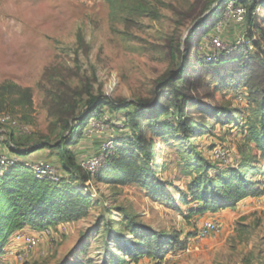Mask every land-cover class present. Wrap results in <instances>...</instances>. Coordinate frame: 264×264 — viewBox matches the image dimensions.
I'll return each instance as SVG.
<instances>
[{
	"label": "rangeland",
	"instance_id": "obj_1",
	"mask_svg": "<svg viewBox=\"0 0 264 264\" xmlns=\"http://www.w3.org/2000/svg\"><path fill=\"white\" fill-rule=\"evenodd\" d=\"M217 1L0 0V85L29 88L33 97L30 108L11 104L0 113L18 123L0 125L2 141L62 146L48 150L47 162L90 199L87 217L51 228L42 245L10 264H264V157L247 138L263 121L264 7L243 23L229 19L219 33L225 4L211 15ZM241 33L252 50L234 47ZM215 34L227 51L211 44ZM212 53L218 63L206 61ZM90 97L102 103L99 116L77 128ZM168 117L176 135L155 136ZM108 142L116 154L131 143L144 149L151 188L110 182L111 161L93 176L81 167ZM218 149L229 150L227 162L217 160ZM202 167L211 178L247 174L257 195L206 212L190 188ZM212 218L221 232L192 249ZM143 240L155 257L136 256Z\"/></svg>",
	"mask_w": 264,
	"mask_h": 264
},
{
	"label": "trees",
	"instance_id": "obj_2",
	"mask_svg": "<svg viewBox=\"0 0 264 264\" xmlns=\"http://www.w3.org/2000/svg\"><path fill=\"white\" fill-rule=\"evenodd\" d=\"M108 1L113 4L116 0ZM230 1L246 9L245 18L255 16L254 13L259 6L264 7V0H218L217 3L219 4L211 15L218 13L222 3L226 5ZM11 104L30 108L33 104L31 90L14 84L0 85V113ZM89 105L85 111L87 114L84 115L83 113L75 119L77 128L86 124L90 118L99 116L98 110L102 106L99 99L90 97ZM176 108L178 111L183 109L179 105ZM260 109L263 111L261 126H252L250 136L247 138L257 146L261 156L264 157V100L260 103ZM93 114L94 116H92ZM164 115L166 113H159L157 118L160 119ZM171 118L168 117L166 127L155 131V136L168 138L176 135L175 125L169 121ZM76 127H71V135L74 134ZM15 146L31 150L62 147L58 144L52 145L49 141L35 139L22 140ZM143 150L136 143H131L127 148L119 149L116 154L117 157L115 156L111 160L112 163L109 161L111 164L107 168V171L112 173L110 182L121 186L136 185L140 188H151L155 181L147 160L143 159L141 155ZM145 155L147 159H150V153ZM205 162L204 159H200L199 164L203 165ZM202 168L206 173L197 175L190 188L193 190L194 202L203 204L206 212L218 213L227 208H234L257 195L254 183L249 181L247 174L243 172H224L211 178L207 168ZM68 174L73 182H77L73 169H70ZM74 188V183L70 180L59 183L39 180L28 169L20 165L0 170V256L4 254V249L12 236L19 231L26 228L40 231L87 217L90 199ZM155 245L158 246L159 244ZM143 246H146L145 249ZM150 246L144 240L140 241L138 247L142 249L136 253V256L155 257L158 250L153 252ZM125 262L121 260L122 264Z\"/></svg>",
	"mask_w": 264,
	"mask_h": 264
},
{
	"label": "built area",
	"instance_id": "obj_3",
	"mask_svg": "<svg viewBox=\"0 0 264 264\" xmlns=\"http://www.w3.org/2000/svg\"><path fill=\"white\" fill-rule=\"evenodd\" d=\"M246 16V9L237 6L233 1L228 2L225 5V15L223 19L217 24V32L221 33L226 27L229 19L233 18L238 23H243ZM211 39V44L219 51H227L230 46L226 44L222 38L215 34ZM254 42L247 38L246 33H241L236 39L234 47L241 49L252 50ZM221 55L212 53L207 56V62H218L221 60ZM0 125H11L18 127L17 121L13 120L10 116L0 115ZM116 156V148L113 142H108L103 145L98 154L81 163V167L84 168L91 176L96 175L99 171L114 157ZM215 156L220 162H227L230 157V152L227 149H218L215 151ZM22 166L28 169L34 177L39 180H47L55 183L61 181L58 170L47 161H26L21 158H10L8 155L0 153V170H6L15 166ZM264 203V197L262 198ZM260 201V202H261ZM261 203V205H262ZM222 230V223L218 219H208L201 223L195 236H193L192 249L199 250L200 243L204 240L212 239L216 237ZM52 229L47 228L35 233H27L19 231L15 233L4 249L6 257L14 258L15 260H24L30 253L38 248L45 239L52 236ZM177 258V257H176ZM0 264H10L9 261H4Z\"/></svg>",
	"mask_w": 264,
	"mask_h": 264
},
{
	"label": "crops",
	"instance_id": "obj_4",
	"mask_svg": "<svg viewBox=\"0 0 264 264\" xmlns=\"http://www.w3.org/2000/svg\"><path fill=\"white\" fill-rule=\"evenodd\" d=\"M2 138L3 137H1L0 135V153L8 155L10 158H21L26 161H47L46 159L51 156V153H48L49 148L38 149V150H31L23 147L17 148L15 144L12 143V140H10L8 145H5L2 141ZM65 227H66L65 224L61 225V228H65ZM35 232L36 230L27 231V233L30 234ZM8 258L9 257H5V256L0 257V263L7 261L4 259H8ZM10 259L12 258H9L8 261H11Z\"/></svg>",
	"mask_w": 264,
	"mask_h": 264
}]
</instances>
